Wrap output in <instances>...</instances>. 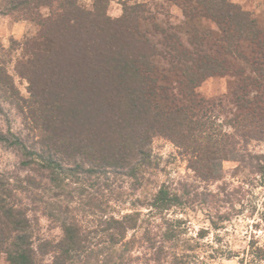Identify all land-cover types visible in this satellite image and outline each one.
<instances>
[{"label": "trees", "instance_id": "16d2710c", "mask_svg": "<svg viewBox=\"0 0 264 264\" xmlns=\"http://www.w3.org/2000/svg\"><path fill=\"white\" fill-rule=\"evenodd\" d=\"M110 1L97 0L92 11L66 3L53 19L66 34L63 50L69 49V55L57 54V60L50 51L58 44L50 39V50L32 54L31 68L41 74L48 93L32 90L31 99L42 113L38 120L51 130L29 149L15 135L0 133V142L18 146L28 157L23 165L36 158L32 165L45 170L40 172L50 188L41 189L50 193L49 215L62 231L59 241L35 251V230L25 210L6 203L0 192V252L9 264H43L45 255L51 260L44 264H131L129 253L137 242L128 233L138 231L141 213L108 210L119 201L112 193L116 181L125 177L134 187L143 185L153 167L148 147L154 137L169 140L206 182L218 180L211 161L228 160L237 152L243 165L248 156L250 170L263 168V155L255 166L253 157L243 154L250 142L264 143V28L252 14L228 0H173L188 12L190 4L198 8L196 17L183 13L188 20L207 18L217 28L183 31L155 22L146 2L122 1V15L110 19ZM227 75L235 78L229 91L234 112L227 122L230 130L217 131L201 117L208 103L195 89L207 78ZM0 90L10 103L21 102L3 69ZM33 181L27 188L34 187ZM167 189L160 186L146 204L149 217H155L153 210L162 213L175 205L178 197ZM142 239L152 240L148 230Z\"/></svg>", "mask_w": 264, "mask_h": 264}, {"label": "rangeland", "instance_id": "374dc122", "mask_svg": "<svg viewBox=\"0 0 264 264\" xmlns=\"http://www.w3.org/2000/svg\"><path fill=\"white\" fill-rule=\"evenodd\" d=\"M96 1L0 0V69L10 77L21 99V102L10 103L0 90V133L6 138L13 134L29 149L48 132L45 130H51L47 123L41 124L38 120L42 113L37 112L39 108L32 103V90L39 94L48 93L44 92L45 82L41 74L31 68V60L35 57L32 54L50 50L47 45L50 39L58 44V48L54 45L51 54L69 55V49L63 50L66 34H62L53 17L64 10L66 3L74 4L82 11H92ZM122 1L127 5L146 2L155 22L166 28L179 27L183 31L192 26L202 30L217 29L215 23L207 18L188 20L183 14L188 11L173 0H111L106 16L119 18ZM228 1L250 12L258 25L264 28V0ZM189 10L187 14L191 18L198 15L194 4L189 5ZM144 28L150 31L149 25ZM234 82L235 78L229 75L215 76L202 81L195 89L198 97L208 103L204 104L207 111L202 112L201 117L213 124L217 131L230 130L227 122L234 107L229 91ZM45 98L43 95L42 99L47 100ZM217 104L222 106L209 111L212 105ZM44 113L49 122L52 116L47 114V110ZM148 150L153 167L145 174L143 185L134 187L125 177L116 181L112 193L113 199L119 201L112 202L108 210L114 215L141 213L138 231L128 233V239L135 236L137 242L129 253L131 264H264V165L262 169L250 170L246 165L248 156L243 165L237 161L241 154L237 152L228 160L211 161L210 166L218 180L206 182L197 177L183 153L169 140L154 137ZM244 151L243 154L253 157V165L257 166L261 162L260 156L264 157V143L250 142ZM27 158L23 157L18 146L10 147L0 142L1 196L5 197L6 203L16 202L25 210L35 230L33 247L36 251L43 243L59 241L62 231L59 222L49 215L52 214L47 204L50 193L44 194L41 189L48 184L46 175L40 172L45 170L32 165L36 158L23 165L29 160ZM30 179H34V187L27 188ZM162 185L178 198L168 211L158 213L153 210L155 217H149L151 209L146 204ZM35 187L40 188L36 190ZM23 189L29 190L25 192ZM38 197L44 199V204ZM78 200L75 199L72 206H78ZM134 200L137 202L131 206L130 202ZM173 222L177 223L169 226ZM144 230H148L152 238L148 243L142 239ZM42 258L43 264L51 260L50 255ZM0 264H9L7 255L2 252Z\"/></svg>", "mask_w": 264, "mask_h": 264}]
</instances>
